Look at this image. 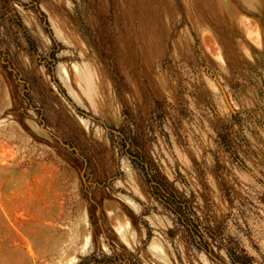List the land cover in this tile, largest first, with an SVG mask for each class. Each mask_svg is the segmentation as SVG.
<instances>
[{
  "label": "rangeland",
  "instance_id": "rangeland-1",
  "mask_svg": "<svg viewBox=\"0 0 264 264\" xmlns=\"http://www.w3.org/2000/svg\"><path fill=\"white\" fill-rule=\"evenodd\" d=\"M0 264H264V0H0Z\"/></svg>",
  "mask_w": 264,
  "mask_h": 264
},
{
  "label": "water",
  "instance_id": "water-1",
  "mask_svg": "<svg viewBox=\"0 0 264 264\" xmlns=\"http://www.w3.org/2000/svg\"><path fill=\"white\" fill-rule=\"evenodd\" d=\"M215 80H216L217 84L219 85V87H220V89H221V91H222V93H223L224 99H225V101H226V103H227L229 109L231 110V112L235 113V110H234V108H233V106H232V104H231V102H230V100H229V97H228V95H227V92H226V90H225L223 84H222V83L218 80V78H216V77H215Z\"/></svg>",
  "mask_w": 264,
  "mask_h": 264
},
{
  "label": "crops",
  "instance_id": "crops-1",
  "mask_svg": "<svg viewBox=\"0 0 264 264\" xmlns=\"http://www.w3.org/2000/svg\"><path fill=\"white\" fill-rule=\"evenodd\" d=\"M172 233H173V231H172Z\"/></svg>",
  "mask_w": 264,
  "mask_h": 264
}]
</instances>
